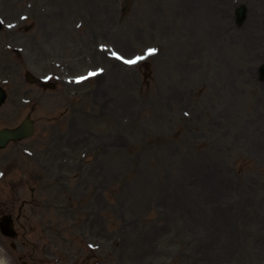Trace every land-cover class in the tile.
Returning <instances> with one entry per match:
<instances>
[{"label":"rangeland","instance_id":"obj_1","mask_svg":"<svg viewBox=\"0 0 264 264\" xmlns=\"http://www.w3.org/2000/svg\"><path fill=\"white\" fill-rule=\"evenodd\" d=\"M202 2L0 0V129L36 123L0 152V212L39 201V264H264V0ZM109 41L134 62L79 59Z\"/></svg>","mask_w":264,"mask_h":264},{"label":"water","instance_id":"obj_2","mask_svg":"<svg viewBox=\"0 0 264 264\" xmlns=\"http://www.w3.org/2000/svg\"><path fill=\"white\" fill-rule=\"evenodd\" d=\"M5 97L6 94L4 93V90L0 88V105L3 103ZM33 129L34 127L32 121L27 119L17 129H4L0 131V148L5 147L10 140H19L31 136L33 134ZM1 227L4 228L3 225H1Z\"/></svg>","mask_w":264,"mask_h":264},{"label":"bare ground","instance_id":"obj_3","mask_svg":"<svg viewBox=\"0 0 264 264\" xmlns=\"http://www.w3.org/2000/svg\"><path fill=\"white\" fill-rule=\"evenodd\" d=\"M194 1L195 0H180V3L182 4L183 2L184 3H186V5H187V7L191 10H193V9H195L196 11L198 10V9H196L195 8V5H194ZM203 2L202 3H200V4H204L205 6L207 5L208 6V12H211V8L213 9V7H214V2H213V0H202ZM197 5V4H196ZM183 6H184V4H183ZM210 6V7H209ZM182 8V7H181ZM187 12V11H186ZM223 35V34H222ZM255 37H258L257 35H255ZM112 64V70L113 69H115L117 66H120L119 65V63H117L116 61H113V63H111ZM113 73V71H108V72H106L105 74H103V75H101V76H99V77H97L96 78V80L97 79H101V78H103V77H105V75H107V73ZM1 263L2 264H4L3 263V261L1 260Z\"/></svg>","mask_w":264,"mask_h":264},{"label":"snow or ice","instance_id":"obj_4","mask_svg":"<svg viewBox=\"0 0 264 264\" xmlns=\"http://www.w3.org/2000/svg\"><path fill=\"white\" fill-rule=\"evenodd\" d=\"M157 51V49H149L148 50V54L149 55H151V54H154L155 52ZM114 55H117V56H119V54L118 53H114ZM120 59H124L122 56L121 57H119ZM129 63H133L134 61H128Z\"/></svg>","mask_w":264,"mask_h":264}]
</instances>
